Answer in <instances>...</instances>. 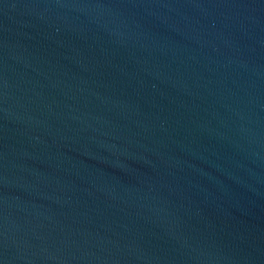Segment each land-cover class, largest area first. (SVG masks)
Segmentation results:
<instances>
[{
    "label": "water",
    "instance_id": "water-1",
    "mask_svg": "<svg viewBox=\"0 0 264 264\" xmlns=\"http://www.w3.org/2000/svg\"><path fill=\"white\" fill-rule=\"evenodd\" d=\"M0 264H264V0H0Z\"/></svg>",
    "mask_w": 264,
    "mask_h": 264
}]
</instances>
